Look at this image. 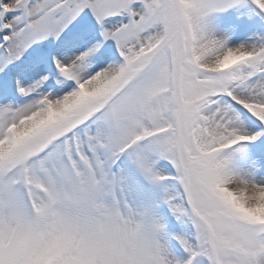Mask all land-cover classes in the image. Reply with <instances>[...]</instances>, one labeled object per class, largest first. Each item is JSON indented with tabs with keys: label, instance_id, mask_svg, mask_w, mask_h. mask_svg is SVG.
<instances>
[{
	"label": "snow or ice",
	"instance_id": "obj_1",
	"mask_svg": "<svg viewBox=\"0 0 264 264\" xmlns=\"http://www.w3.org/2000/svg\"><path fill=\"white\" fill-rule=\"evenodd\" d=\"M0 264H264V0H0Z\"/></svg>",
	"mask_w": 264,
	"mask_h": 264
}]
</instances>
